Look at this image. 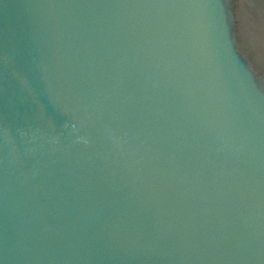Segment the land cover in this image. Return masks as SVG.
<instances>
[{
    "label": "water",
    "instance_id": "obj_1",
    "mask_svg": "<svg viewBox=\"0 0 264 264\" xmlns=\"http://www.w3.org/2000/svg\"><path fill=\"white\" fill-rule=\"evenodd\" d=\"M0 264H264V0H0Z\"/></svg>",
    "mask_w": 264,
    "mask_h": 264
}]
</instances>
